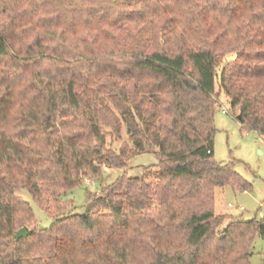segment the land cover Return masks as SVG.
<instances>
[{
  "label": "trees",
  "instance_id": "16d2710c",
  "mask_svg": "<svg viewBox=\"0 0 264 264\" xmlns=\"http://www.w3.org/2000/svg\"><path fill=\"white\" fill-rule=\"evenodd\" d=\"M222 92L264 138V0H0V264H250L264 220L214 212L216 189L251 186L214 159ZM122 124L157 178L122 173L65 214L127 165L105 137ZM20 189L53 221L15 239Z\"/></svg>",
  "mask_w": 264,
  "mask_h": 264
},
{
  "label": "rangeland",
  "instance_id": "374dc122",
  "mask_svg": "<svg viewBox=\"0 0 264 264\" xmlns=\"http://www.w3.org/2000/svg\"><path fill=\"white\" fill-rule=\"evenodd\" d=\"M235 54H227L224 60L234 58ZM221 69V64L217 71ZM216 86V90H217ZM218 108L214 114L216 132L213 138L214 159L219 162L236 161L235 170L249 183L250 189L244 192H235L230 187L215 190L214 212L216 215L240 217L243 220H264V138L258 137L254 132L243 129L238 116L231 111L229 99L225 93L217 98ZM222 110L225 113H222ZM106 143L118 151L126 147L128 162L123 169L104 167L97 177H84L81 185L67 192L63 199L71 206L65 211L82 213L88 203L89 194H100L102 188L110 184L122 173L129 176L142 177L153 182L157 178V160L151 153L137 152L133 141L129 139L125 125L122 124L120 138L115 139L106 129ZM28 202L33 210L34 219L20 228L33 230L34 228H47L53 217L40 209L24 190L16 191ZM230 204V206H229ZM223 220L222 226L227 223ZM18 228L17 230H19ZM16 230V231H17ZM27 232V231H26ZM250 264H264V238L255 236L250 248Z\"/></svg>",
  "mask_w": 264,
  "mask_h": 264
},
{
  "label": "water",
  "instance_id": "95a60500",
  "mask_svg": "<svg viewBox=\"0 0 264 264\" xmlns=\"http://www.w3.org/2000/svg\"><path fill=\"white\" fill-rule=\"evenodd\" d=\"M238 119H240V117L238 116ZM27 236V232L25 230V228H20L19 230H17L14 234V238L15 239H19L21 237H26Z\"/></svg>",
  "mask_w": 264,
  "mask_h": 264
},
{
  "label": "built area",
  "instance_id": "2783aa9c",
  "mask_svg": "<svg viewBox=\"0 0 264 264\" xmlns=\"http://www.w3.org/2000/svg\"><path fill=\"white\" fill-rule=\"evenodd\" d=\"M222 113H225V111H224V110H222ZM229 206H230V204H229Z\"/></svg>",
  "mask_w": 264,
  "mask_h": 264
}]
</instances>
